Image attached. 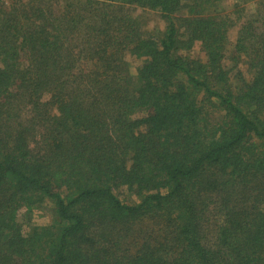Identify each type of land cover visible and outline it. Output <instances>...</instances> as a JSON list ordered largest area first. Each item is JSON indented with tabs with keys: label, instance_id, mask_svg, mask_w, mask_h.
<instances>
[{
	"label": "trees",
	"instance_id": "16d2710c",
	"mask_svg": "<svg viewBox=\"0 0 264 264\" xmlns=\"http://www.w3.org/2000/svg\"><path fill=\"white\" fill-rule=\"evenodd\" d=\"M225 1L0 6V264H264V0Z\"/></svg>",
	"mask_w": 264,
	"mask_h": 264
},
{
	"label": "rangeland",
	"instance_id": "374dc122",
	"mask_svg": "<svg viewBox=\"0 0 264 264\" xmlns=\"http://www.w3.org/2000/svg\"><path fill=\"white\" fill-rule=\"evenodd\" d=\"M28 0H0V6H2L5 9L12 8L14 4H17L19 2H27ZM118 1V0H115ZM123 2V0H121ZM61 4V3H60ZM233 5V4H232ZM231 5V1L226 0L223 2L222 6L223 9L227 11L232 10L233 6ZM256 4L255 2H251L250 4L245 5V10L243 15L250 14L253 12ZM124 9L129 10L128 15H130L131 19H136V25L140 30H142L145 34H159L165 26V23L163 20L159 18V13L151 10H146V9H140V8H134L133 6H126L124 4ZM234 9V8H233ZM236 9H238L236 7ZM12 10V9H11ZM239 28V24L234 25L233 27L230 28L228 34V42L230 45H232L236 37V32ZM198 48V45L195 46V49ZM126 60L132 66V73L134 69L139 67L138 63L140 62L138 59L133 58V56H130V54H127L125 56ZM134 117L138 118V114H134ZM122 194V193H121ZM134 198L131 197H126L125 202H133ZM44 205L43 207L32 211V213L25 214V211L23 209L18 211L17 215V222L18 225L20 226L22 232L26 234L30 228L35 227V226H45L48 225L52 221V214L49 211V207Z\"/></svg>",
	"mask_w": 264,
	"mask_h": 264
}]
</instances>
